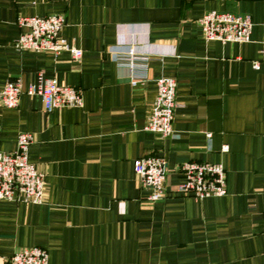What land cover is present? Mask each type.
I'll return each instance as SVG.
<instances>
[{
    "label": "crops",
    "instance_id": "obj_1",
    "mask_svg": "<svg viewBox=\"0 0 264 264\" xmlns=\"http://www.w3.org/2000/svg\"><path fill=\"white\" fill-rule=\"evenodd\" d=\"M209 11L248 15V41L203 40ZM48 15L78 60L12 47L18 17ZM160 77L175 81L166 138L143 129ZM38 79L79 90L81 106L0 103V152L29 133L45 185L39 204L0 201V264L31 247L47 264H264V0H0V90ZM144 156L166 172L152 205L132 170ZM189 161L221 165L225 194L175 193Z\"/></svg>",
    "mask_w": 264,
    "mask_h": 264
},
{
    "label": "built area",
    "instance_id": "obj_2",
    "mask_svg": "<svg viewBox=\"0 0 264 264\" xmlns=\"http://www.w3.org/2000/svg\"><path fill=\"white\" fill-rule=\"evenodd\" d=\"M197 22L205 41L246 43L252 30V21L246 14L209 11ZM63 24L64 18L61 15L18 17L16 25L21 32L12 43V47L17 51L47 52L54 55L67 52L72 60H78L81 51L69 46L59 37ZM113 54L116 60L123 55L127 57L133 55L132 51L126 55L117 51ZM22 93L37 96L44 113H49L53 109L81 106L79 90L57 84L54 80L41 79L27 85L25 91L15 80L5 82L0 90L1 105L5 108H14ZM174 94V79L160 77L155 81V95L143 127L145 131L155 133L161 138L171 135L175 108ZM31 142V135L22 132L16 136L15 148L11 153L0 152V201L23 204H39L43 201L45 191L43 179L27 161V150ZM221 151L225 152L226 147L223 146ZM132 170L139 187L145 191L143 199L145 204L152 205L164 197L163 183L166 172L162 159L155 156L138 158L133 161ZM178 172L183 180L175 186L174 192L179 195L201 200L225 194L224 171L219 164L189 161L179 165ZM8 264H47V253L38 247L23 249L13 253L8 258Z\"/></svg>",
    "mask_w": 264,
    "mask_h": 264
}]
</instances>
